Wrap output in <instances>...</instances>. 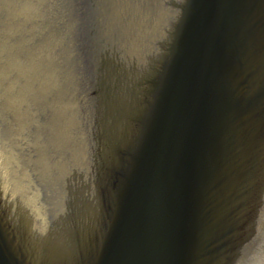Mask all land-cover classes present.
<instances>
[{"label":"water","instance_id":"water-1","mask_svg":"<svg viewBox=\"0 0 264 264\" xmlns=\"http://www.w3.org/2000/svg\"><path fill=\"white\" fill-rule=\"evenodd\" d=\"M0 264H264V0H0Z\"/></svg>","mask_w":264,"mask_h":264}]
</instances>
